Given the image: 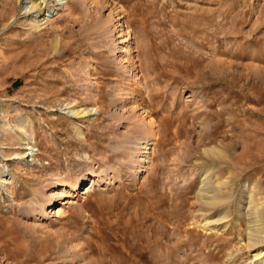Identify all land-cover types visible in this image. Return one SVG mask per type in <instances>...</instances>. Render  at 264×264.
Here are the masks:
<instances>
[{
	"label": "rangeland",
	"instance_id": "374dc122",
	"mask_svg": "<svg viewBox=\"0 0 264 264\" xmlns=\"http://www.w3.org/2000/svg\"><path fill=\"white\" fill-rule=\"evenodd\" d=\"M258 207L264 0H0V264H264Z\"/></svg>",
	"mask_w": 264,
	"mask_h": 264
},
{
	"label": "bare ground",
	"instance_id": "6f19581e",
	"mask_svg": "<svg viewBox=\"0 0 264 264\" xmlns=\"http://www.w3.org/2000/svg\"><path fill=\"white\" fill-rule=\"evenodd\" d=\"M30 10H35L36 12H41V11H46V0L37 2V0H30ZM92 111V109H82V110H72L71 112L74 115H87L88 113H90ZM26 150L31 149V148H26ZM24 155H26L27 153H23ZM264 213V210L260 207L256 208L253 212H251V214H254L255 217L257 216H261ZM262 227H257V228H251L252 231H250V239L253 241V245H258L264 242V239L261 237V233H263L264 231V219L262 220V223L260 224ZM255 226V225H253ZM264 255V248H262L260 250V252L255 256L260 257Z\"/></svg>",
	"mask_w": 264,
	"mask_h": 264
}]
</instances>
